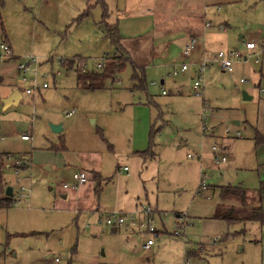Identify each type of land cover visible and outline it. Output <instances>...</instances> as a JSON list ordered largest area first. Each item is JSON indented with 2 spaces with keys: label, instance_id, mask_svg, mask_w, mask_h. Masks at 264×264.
Masks as SVG:
<instances>
[{
  "label": "rangeland",
  "instance_id": "374dc122",
  "mask_svg": "<svg viewBox=\"0 0 264 264\" xmlns=\"http://www.w3.org/2000/svg\"><path fill=\"white\" fill-rule=\"evenodd\" d=\"M99 2L106 5L107 22L116 23L123 37L120 44L128 52L133 48L141 62L131 60L132 65L143 69L145 89L134 87L129 62L112 79H106L101 89H83L77 84L79 59L85 72H101L96 68L101 57H116L114 45L102 36V28L100 33L95 26L102 9ZM31 3L33 7L27 8L26 0H0V42L6 41L13 54L12 58H0V184L12 187L11 206L0 208V264H264V0ZM193 7L190 19L195 16L197 20L192 31L200 29L203 19L224 28L205 31L209 59L218 51L229 50L246 56L245 60L233 61L231 72L217 63L209 64L198 94L192 89L189 64L202 59L203 40L197 38L183 61L189 70L176 76L164 65L179 60L180 46L169 47L161 59L153 55L154 47L147 54L149 41L145 40L149 34L165 36L166 30H172L171 34L191 27L185 14ZM151 22H155L152 35ZM142 38L143 45L136 41ZM245 42L255 45L250 56ZM27 57L38 62L39 86L46 84L33 95L22 93L15 71L16 64ZM257 57L259 62L255 63ZM161 80L165 95L151 85ZM174 84L181 85L180 92ZM14 89L21 92L19 103L3 109L1 99ZM242 92L250 98L243 99ZM179 96L182 98L176 100L173 110H168L169 99ZM150 98L161 106L164 115L171 114L166 115L169 122L161 128L153 129V123L158 126L153 121L158 110ZM132 103L140 108L132 107ZM134 115L144 122L142 133ZM149 115L153 117L150 125ZM51 125H60L61 130L54 132ZM21 134H29L30 141L21 140ZM164 137L174 142L173 152L182 170L158 166L149 156L131 154L135 145L146 149L150 144L152 149L151 143L158 146ZM212 145L221 149L226 162L214 165ZM23 157H29V168L16 176L13 162ZM193 162L199 165L197 172ZM81 164L97 167L105 178L99 183V191H93L105 210H134L138 203L136 208H155L156 187L169 186L162 174L172 173L181 182L174 195L176 202L166 200L162 212L153 215L158 236L150 249L143 248L147 234L109 227L102 221L103 214L78 215L62 204L59 186L73 184L72 174ZM123 167H127L128 175ZM24 168L22 164L20 169ZM16 177H27L23 183L30 190L24 198H19ZM200 179L206 187L197 193ZM220 186H239L250 194H260L262 223L230 224L215 218ZM69 200L68 194L65 202ZM163 213L165 217H160ZM178 215L187 221L183 236L175 235Z\"/></svg>",
  "mask_w": 264,
  "mask_h": 264
},
{
  "label": "crops",
  "instance_id": "0c3cea01",
  "mask_svg": "<svg viewBox=\"0 0 264 264\" xmlns=\"http://www.w3.org/2000/svg\"><path fill=\"white\" fill-rule=\"evenodd\" d=\"M101 1H103V0H101ZM152 1L155 2V0H152ZM96 3L97 2H95V5H96ZM98 4L101 5L102 9H101V12H100V19H98V21L95 23V26H96L97 30L101 33L99 28L101 26L100 22L102 20L103 8H105V10H107V8H106L105 3H103V2H99ZM193 9H194V7L191 9V11H189V12H187L185 14L187 16L186 20L188 21V23H190V22H192V23H191V27L188 26V28H185V27L181 28L184 31L183 30H181V31L180 30L179 31L173 30L174 32L170 34L169 31H172V30H166V31L163 32V33H167V35H165V36H163L164 34L162 36H150V34H149V37L145 38V40L149 41V46L147 48V54L149 55V49H150V51H152V48L154 47L153 48V55H155V56L160 55L161 59H164L166 57V55L169 53V49H170L169 47H171L173 45H176V46H180V50H181V49H183L184 45L187 43V41L191 37H195V40H196L195 45L197 44V38L203 40L201 57H204V56L207 57V53H206V49H205L206 48V43H207L206 39H205V37H206V32L205 31L207 29L211 28V27H214V28L217 29V26H219V25L213 26L210 23V26L205 27L204 23H206V20L203 19V21L201 23V26H200V29L197 30V31H192V30H194V26L196 25V20H197V17H195V16H192L191 19H190V16L193 15L192 14L193 13ZM219 9H220V7L217 6L216 10L218 11ZM107 17H108V15H107V11H106V16H105V20H104L106 22V24H108V25L116 24V23L107 22V19H108ZM151 25H152V28H151V35H152L153 34L152 31H153V29L155 27V22H151ZM191 28H192V30H191ZM118 32H119V30H118ZM101 34H102V36L106 37L104 33H101ZM119 34H120V32H119ZM141 37L142 36H140L138 38H141ZM121 38H123V37L121 36ZM121 38H120V40H121ZM145 40H144V38L136 39L137 43H140L142 45H143V41H145ZM154 43L156 44V46L155 45L153 46ZM119 44H120V42H119ZM167 44L169 46H167ZM195 45H194V47H195ZM120 46L129 54V57L131 58V60L133 62L135 61L137 63H141L138 60V58L135 56L133 48H132V51L129 50V52H128V50H126L121 44H120ZM131 46L133 47V44H131ZM155 47H158V49H156ZM11 52H12V50H11ZM181 52H182V50H181ZM187 57H183L181 55V53H180L179 60H177V59L172 60L171 62H169L168 64H165L164 66L166 68H171V70H172V68H173L172 65L178 64L179 63L178 61L183 62ZM152 59H155V58L153 57ZM198 61L199 60H196V61L192 62L191 64H189L190 67L192 66V68L188 67V69L186 70V71H188L189 68H190V70H191L190 71L191 72L190 73V78L191 79H192V76H193V70L195 68L194 64H195V62H198ZM160 83L163 84V81L161 80ZM175 84H174V86H175L176 92H180L181 85L180 84L175 85ZM8 95H6V96H8ZM181 98H182L181 96L176 97V98H170L168 103H167L168 104L167 109L168 110H170V109L173 110V108H174L173 104L176 102V100L178 101ZM149 101L156 108V110H158V112L156 113V116H154V119H153L152 115H149L148 119H147V122L150 125L152 123L151 121L153 119V121L158 125L156 127L155 124L153 123V125H152L154 127L153 129L158 128V127L161 128V126L166 124V122H169L165 118L166 115L168 114L167 116L171 117V114L168 112V113H166L164 115V111L162 110V108H161V106L159 104H157L154 100H152V98H150ZM131 105H132V107L140 108V106H137V105H135L133 103ZM194 114L196 116H198V109H196V112ZM162 118H164V119H162ZM133 119H134V123H135L136 127H138V129H139V132L142 133V128L144 129V122L142 123V120L140 119V117H137L135 115H134ZM156 132H157V130H156ZM162 136H164V135L162 134ZM164 138H165V140L163 141V143L162 144H158V146H156L157 143H151V145H153V146H152V152H151L152 156H150V158H152L155 161H157V163H158L157 165L158 166L167 165V166H169L168 167L169 169L176 170V171L182 170V167H181L182 165H180V159L177 158L176 152L175 151L173 152V145L172 144H174V142H172L169 138H166V137H164ZM141 141H142V138H141ZM139 145L142 146V143H140ZM135 146L136 147H132L131 154L134 155V156H137V157H142L143 155L140 152H143V150L145 149V146L142 149H139L140 147H137L138 145H135ZM148 146H146L145 150L148 149ZM153 148H154L155 151H153ZM158 148L160 150L157 151ZM222 154H223V152H222ZM22 159L24 161V164H25L26 168L21 169V171L26 170V169L29 168V157H23ZM67 165H66V167H67ZM190 165H191V163H190ZM193 167L195 168L196 172L199 170V165L197 163L193 162ZM92 171L93 172H97V173L100 174V172H98V168L97 167L96 168H92L91 166H88V165H85V164L84 165L81 164L80 168H78L77 172H74V173L82 172V174H84L86 176L87 181L84 182V183H81V184H79L77 186H72V184H70L66 188H64L63 186H59V200L62 202L63 205L67 206L68 210H70L72 212H75L78 215L85 214V213H97V214L100 213V215H101L102 212L107 211V210H105V209H103V208H101L99 206L98 198L97 197L95 198V196H94V192H93L94 191V187H93V182L94 181L92 180V174H91ZM122 171L125 172L126 175H128L127 170L124 171L122 169ZM162 175H163V177H166L168 179L167 181L169 183V186L165 187V188H164V186L156 187L157 199H156V205L154 206L155 207L154 209L156 211H158L159 213H161L162 212L161 210L164 209V207H165L164 202L166 200H169V202L174 200L173 204L176 202V199H175L174 195H176L177 189L182 186V185L179 186L180 185L179 183H181V182L178 179H174L172 173H167V174L163 173ZM100 177H101V180L105 179V178L102 177L101 174H100ZM26 178L27 177H25V179H23V180H26ZM25 184H27V183H25ZM63 184H61V185H63ZM162 188H163V190H162ZM68 194H69V199L70 200L68 202H65V200L68 197ZM177 195H180V194H177ZM137 198L138 197H136V199ZM139 204L140 203H138V205ZM138 205L135 204L134 209Z\"/></svg>",
  "mask_w": 264,
  "mask_h": 264
},
{
  "label": "built area",
  "instance_id": "2783aa9c",
  "mask_svg": "<svg viewBox=\"0 0 264 264\" xmlns=\"http://www.w3.org/2000/svg\"><path fill=\"white\" fill-rule=\"evenodd\" d=\"M205 27L210 26V23L206 22L204 23ZM218 30H224L222 26H217ZM196 43L195 37H191L187 43L184 45L181 55L183 57H187L191 50L194 48V45ZM244 47L247 51V55L250 56L251 50L255 48V45L252 42H245ZM115 56H117V53H114ZM13 54L11 52V49L6 41L0 42V58H12ZM110 59V56L105 55L104 57H101L100 61L97 62L96 68L102 69L105 65V63ZM245 60L246 56H244L241 52L238 50H229V51H218L216 56H214L212 59H209L208 57L204 56L201 60L198 62H195V68L193 70V76H192V89L195 90V94H198L196 90L199 88L204 87V72L207 69L209 64L217 63L223 70H226L227 72L232 71V63L234 60ZM259 62V58L257 57L255 59V63ZM38 65V62L36 61V58L33 57H27L23 60H20L16 66L15 71L17 72L18 76L20 77V81L23 87L22 93L25 95H33L35 92L39 91L40 88H45L46 84L42 83L41 86L37 83V77H36V67ZM171 75L176 76L180 73L185 72L189 65L183 62H179L178 64L172 65ZM77 69L80 70V72H85V65L80 59L77 62ZM151 85L155 88H158L161 95H165L166 91L164 88H162L160 84L157 82H151ZM67 116L70 115V113H66ZM205 128L202 129V131ZM225 136H228V130L226 129L224 132ZM236 137L239 136L238 132L235 134ZM20 139L23 141H30V135L29 134H21ZM211 151L213 154V162L214 165H219L223 162H226V157L222 154L221 149L216 146H211ZM189 157V156H188ZM24 164L23 159H15L13 162L14 167V174L17 176L18 172L21 171L20 166ZM124 171L127 170V167L122 168ZM73 184L72 186H77L81 183H84L87 181V178L82 172L74 173L72 175ZM16 183L18 186L19 191V198H24L27 196V193L30 190V186L23 183V180L19 177H16ZM64 188L68 187L69 185L63 184ZM205 183L203 179H200L197 187V193L200 192L201 189H204ZM15 203V200L14 202ZM156 210L151 207L150 205L146 206H140L139 208H136L134 210H107L102 212L103 218L102 221L105 225L112 227V228H123V229H129V230H136L140 233L147 234L148 238L145 240V243L143 245V248L145 250L150 249L154 245V239L158 236V232L155 229L153 222V215L156 214ZM165 217V213L160 214V217ZM187 225V221L185 217H181L178 215L176 217V226L177 230L175 231V235L183 236L184 230Z\"/></svg>",
  "mask_w": 264,
  "mask_h": 264
},
{
  "label": "trees",
  "instance_id": "16d2710c",
  "mask_svg": "<svg viewBox=\"0 0 264 264\" xmlns=\"http://www.w3.org/2000/svg\"><path fill=\"white\" fill-rule=\"evenodd\" d=\"M88 14V10L85 15ZM106 10L103 8L101 28L104 31L105 36L114 45L118 56L108 60L101 72H78L76 71L77 84L83 89L95 90L101 89L103 83L108 78H113L115 74L119 73L127 62L131 64V59L127 52L124 51L119 42L120 34L116 27V24L108 25L105 20ZM3 31V24L0 15V32ZM132 65V64H131ZM133 73L132 79L134 81V87L145 89V78L143 69L132 65ZM138 69V71H136ZM155 130L151 129V134ZM152 149L149 144V148L143 152H140L143 156H152ZM92 180L96 183L94 191H99V183L101 181L100 174L97 172H91ZM7 185L1 186L0 184V208L10 207L12 199L4 196V190ZM263 188L261 187L260 190ZM218 197L220 202L215 207L214 217L224 220L227 223H245V222H257L262 223V209L259 203L260 194H250L247 189L239 186H220L218 189ZM233 201L235 203L224 204L223 201Z\"/></svg>",
  "mask_w": 264,
  "mask_h": 264
},
{
  "label": "water",
  "instance_id": "95a60500",
  "mask_svg": "<svg viewBox=\"0 0 264 264\" xmlns=\"http://www.w3.org/2000/svg\"><path fill=\"white\" fill-rule=\"evenodd\" d=\"M25 6L27 8H31L33 7V4H31V0H26V4ZM21 92L17 89H14L11 91V93L6 96V97H3L1 99V103L3 105V109L7 108L8 106H11V105H17L20 101V98H21ZM242 98L243 99H249L250 97L245 93V92H242ZM51 129L52 131L54 132H59L61 130V126L60 125H51ZM4 196L5 197H8V198H11L12 197V187L11 186H7L4 190Z\"/></svg>",
  "mask_w": 264,
  "mask_h": 264
}]
</instances>
